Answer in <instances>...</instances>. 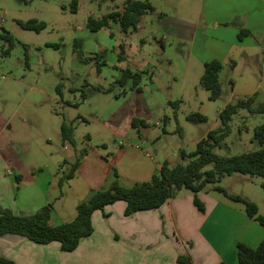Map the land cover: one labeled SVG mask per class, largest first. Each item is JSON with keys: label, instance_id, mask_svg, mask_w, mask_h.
Instances as JSON below:
<instances>
[{"label": "rangeland", "instance_id": "obj_1", "mask_svg": "<svg viewBox=\"0 0 264 264\" xmlns=\"http://www.w3.org/2000/svg\"><path fill=\"white\" fill-rule=\"evenodd\" d=\"M72 1L0 0V35L7 31L15 40L5 56L2 52L7 49V44L0 39V74L19 81L15 87L3 81L0 87V104L9 113L13 110L12 105L19 110L15 119L8 120L0 130L11 144L16 142V130H24L28 135L29 138L19 135L22 150L28 152L26 159L21 157L23 162L40 158L42 151L48 150L49 143L56 145L54 159L58 162L55 165H62L64 174L75 161L74 153L94 150L110 157L117 153V144L122 141L113 133L131 130L126 118L132 112L147 122L144 127L137 126L140 133L138 146H145L151 154L149 159L137 152L136 162L150 163L154 168L156 163L164 161L170 166L185 163L180 153H192L196 143L209 130L221 126L218 113L227 104L246 99L256 89H264L262 44L232 48L230 59L235 64L232 65L230 60L222 63L218 72L220 94L210 100L208 92L199 84L203 66L196 57L192 41L172 34L167 25L164 39L158 43L150 35L153 25L149 17H145L139 30L127 35L115 25L92 33L87 28V18L97 19L112 11H120L123 0H76L75 12L72 11ZM139 1L150 3L157 13L163 15L162 18H175L181 22L202 20L198 14L202 0ZM29 19L42 21L46 26L35 32L24 30L15 22ZM123 57L126 62L120 65ZM141 67L149 71L140 72L137 84L140 90L136 91L132 89V79L121 81V74L125 70L134 74ZM122 91L124 93L119 94ZM15 94L16 99L11 104L5 95ZM191 113H199L205 120H187ZM21 117L26 119L25 124L16 123L15 127ZM62 119L72 122L74 128L75 144H66L65 149L58 135L57 123ZM262 122L264 115L239 109L228 122L229 134L213 148V152L228 157L264 147V143L260 146L252 140L253 129ZM126 158L115 167L122 173L117 176L121 185L131 187L139 181H148L149 178H132ZM64 161L69 165L63 164ZM212 168V164H207L202 171ZM261 180L257 176L232 173L217 184H206L199 193L225 201L213 189L220 185L255 203L259 214L264 216ZM62 193L67 208L72 206V190L64 186ZM197 200L204 205L199 196ZM230 204L242 206L241 203ZM184 257L180 255L179 258Z\"/></svg>", "mask_w": 264, "mask_h": 264}, {"label": "crops", "instance_id": "obj_2", "mask_svg": "<svg viewBox=\"0 0 264 264\" xmlns=\"http://www.w3.org/2000/svg\"><path fill=\"white\" fill-rule=\"evenodd\" d=\"M198 14L199 18L202 17L201 21L181 22L175 18H162L163 15L154 10L141 15L134 28L126 32L120 31L127 35L139 30L144 25L145 17H149L153 25L150 35L161 43L166 32L164 27L167 29L168 25L172 34L195 44L194 52L201 66L210 60H217L221 65L230 60L234 65L230 59L233 47L250 48L255 43L264 47V0H202V8ZM112 25L119 26L111 21L109 29ZM239 28L249 31V35L242 40L237 39ZM121 59L119 64L123 65L126 59ZM147 71L146 67L137 69L139 73ZM262 75L264 77V71ZM3 81H8L11 87L19 82L0 74V87ZM122 93L124 91L119 94ZM254 93L257 94V102L264 100V89H256ZM5 98L12 104L16 94L5 95ZM12 106L10 108L13 110L9 113L0 104V129L8 120L15 119L19 112L16 105ZM132 118L147 125L146 121L130 112L126 119L131 130L113 133L122 140L117 144V153L110 157L94 150L74 153L75 161L78 160L77 168L73 176L60 187L58 180L65 174L61 169L62 165H55L58 162L54 159L56 145L49 143L48 150L42 151L40 158L23 162L21 157L26 159L28 152L22 150L19 135L29 138L28 135L24 130H16V142L11 144L3 135V130H0V207L16 214H33L40 207L51 204L49 224L57 225L75 217V206L79 202L77 200L85 199L90 191L107 188L114 172L117 176H122L119 170H115L122 158L127 157L132 178L150 179L161 163H156L154 168L153 164L136 162L138 153H143L149 159L151 154L146 156V147L138 146L140 133L137 127L131 126ZM63 120L57 123L59 130ZM25 121L21 117V121L15 122V127L16 123L23 125ZM62 146L66 148L65 143ZM63 164L69 165L66 161ZM64 186L72 190L74 199L72 206L68 208L64 204ZM217 186L228 194L238 195ZM217 186L213 189L225 201L204 197L198 192L197 196L204 200L202 210L193 205V195L186 188H181L156 209L137 211L130 215H124L126 204L123 201L106 205L102 210L91 214L92 233L81 238L76 248L70 252L62 251L57 242L37 244L19 235L6 234L0 236V256L13 264H237V244L256 248L264 237V228L247 215L241 202L229 199L215 189ZM239 196L247 199L243 195ZM230 203H241L242 206H230ZM255 206L257 215L261 216L256 204ZM180 255H184L186 261H178Z\"/></svg>", "mask_w": 264, "mask_h": 264}, {"label": "trees", "instance_id": "obj_3", "mask_svg": "<svg viewBox=\"0 0 264 264\" xmlns=\"http://www.w3.org/2000/svg\"><path fill=\"white\" fill-rule=\"evenodd\" d=\"M72 11H76V0L72 1ZM154 8L148 2L139 0H123L120 11H112L101 18H87V28L96 32L102 28H109L111 21L118 23L120 29L126 32L134 28L141 15L153 12ZM16 24L29 31L39 32L45 28V23L35 19L26 21L16 20ZM249 35V31L239 28L237 39L242 40ZM0 39L7 44L2 54L8 55L9 49L14 45V38L3 31ZM80 55V53L78 52ZM222 65L217 60L206 61L203 64V73L200 76V86L208 92L209 99H216L221 90V84L218 78V72ZM142 73H130L123 71L121 81L127 78L132 79V89L139 91L137 84ZM59 94V86L56 87ZM257 94L254 93L244 100H238L233 104H227L219 113L218 117L221 126L209 130L205 137L196 143L195 150L190 154L180 153L185 163H179L170 166L167 162H162L157 171L151 175L148 181L134 183L131 187H124L113 173V178L107 188L90 191L88 196L75 206V217L68 222L50 225L52 206L46 204L40 207L33 214L13 213L7 208L0 207V236L6 234L19 235L37 244H48L57 242L60 249L65 252L74 250L81 238L87 237L92 233L90 222L91 214L96 210H102L106 205L116 201L125 202L124 215H130L137 211L151 210L160 207L168 199L172 198L181 188H186L193 193V202L199 210L203 209L201 203L197 200V193L200 192L206 184H215L224 176L232 173H241L251 176H257L262 179L261 187L264 190V147L255 151L241 153L235 156L223 157L216 155L213 148L219 146L224 138L229 134L228 122L231 116L239 109H244L251 114L264 115V100L256 101ZM187 120L196 122L204 121L205 117L199 113H191ZM131 126L136 128L143 125L141 120L132 118ZM72 122L62 121L60 124V139L62 144L74 146ZM252 140L260 146L264 143V122L253 129ZM78 160L71 164L69 172L61 176L58 180V186L70 179L76 168ZM212 164L211 170L202 171L204 166ZM215 189L233 201L241 202L248 216L254 218L264 228V217L257 215L255 204L239 196L228 194L220 187ZM178 261H186L178 257ZM237 264H264V237L258 246L254 249L248 248L242 244L236 246ZM0 264H13L8 259L0 256Z\"/></svg>", "mask_w": 264, "mask_h": 264}, {"label": "built area", "instance_id": "obj_4", "mask_svg": "<svg viewBox=\"0 0 264 264\" xmlns=\"http://www.w3.org/2000/svg\"><path fill=\"white\" fill-rule=\"evenodd\" d=\"M156 125H158V123H156ZM145 154H146V156H148V157L150 156V154H149V153H145Z\"/></svg>", "mask_w": 264, "mask_h": 264}]
</instances>
